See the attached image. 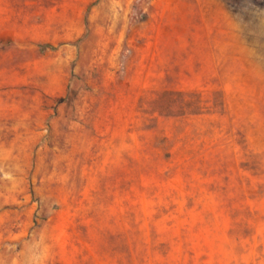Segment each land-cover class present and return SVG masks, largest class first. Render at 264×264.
Instances as JSON below:
<instances>
[{"label":"rangeland","instance_id":"374dc122","mask_svg":"<svg viewBox=\"0 0 264 264\" xmlns=\"http://www.w3.org/2000/svg\"><path fill=\"white\" fill-rule=\"evenodd\" d=\"M0 264H264V0H0Z\"/></svg>","mask_w":264,"mask_h":264}]
</instances>
